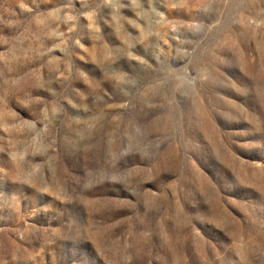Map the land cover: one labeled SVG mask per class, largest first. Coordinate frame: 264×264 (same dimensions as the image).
Returning <instances> with one entry per match:
<instances>
[{
  "label": "rangeland",
  "instance_id": "rangeland-1",
  "mask_svg": "<svg viewBox=\"0 0 264 264\" xmlns=\"http://www.w3.org/2000/svg\"><path fill=\"white\" fill-rule=\"evenodd\" d=\"M0 264H264V0H0Z\"/></svg>",
  "mask_w": 264,
  "mask_h": 264
}]
</instances>
